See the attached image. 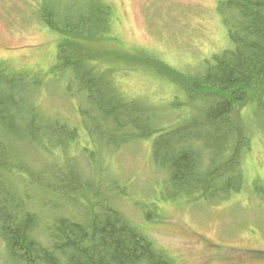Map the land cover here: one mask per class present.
<instances>
[{
    "label": "trees",
    "instance_id": "1",
    "mask_svg": "<svg viewBox=\"0 0 264 264\" xmlns=\"http://www.w3.org/2000/svg\"><path fill=\"white\" fill-rule=\"evenodd\" d=\"M219 11L227 44L194 67L156 51L97 49L110 38L103 0L42 1L40 23L60 36L50 72L79 104L75 118L49 113L39 104L49 82L0 75V264H175L119 207L131 198L127 182L109 174L102 149L90 157L80 129L115 148L149 142L153 194L134 200L147 218L181 195L221 204L244 192L264 202L251 182L264 174L246 164L253 142H264V0H221ZM106 56L143 66L154 103L121 90L98 62Z\"/></svg>",
    "mask_w": 264,
    "mask_h": 264
},
{
    "label": "rangeland",
    "instance_id": "2",
    "mask_svg": "<svg viewBox=\"0 0 264 264\" xmlns=\"http://www.w3.org/2000/svg\"><path fill=\"white\" fill-rule=\"evenodd\" d=\"M42 1L0 0V75L20 74L25 81L49 82L40 93V106L49 113L75 118L72 110L79 104L78 95L64 92L63 86L55 84L59 78L50 72L56 63L60 36L40 23L38 7ZM103 1L110 5L112 14L106 33L110 38L97 43L99 50L122 52L129 57L156 51L172 64L199 67L201 56L227 44L223 13L219 11L221 0ZM98 62L113 69V80L121 90L141 95L148 104L154 103V84L143 66L107 56ZM79 138L88 142L92 159L97 157L98 148L103 150L101 159H106L109 174L127 182L131 198L121 200L119 207L143 227L155 246L175 264H264V202L243 197L244 192L233 200L219 201L221 204L181 195L158 201L156 214L160 216L147 218L134 200H147L153 194L151 188L158 172L150 159L149 142L115 148L97 134L86 137L82 129ZM246 164L252 176L264 174V142H253ZM17 180L21 185V180ZM256 180L251 182L264 188V177ZM154 195L160 196V192Z\"/></svg>",
    "mask_w": 264,
    "mask_h": 264
}]
</instances>
